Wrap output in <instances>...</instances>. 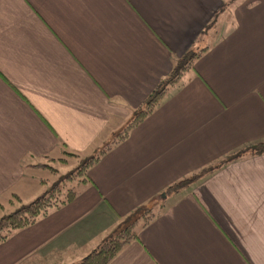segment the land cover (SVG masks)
I'll return each instance as SVG.
<instances>
[{"label":"crops","instance_id":"0c3cea01","mask_svg":"<svg viewBox=\"0 0 264 264\" xmlns=\"http://www.w3.org/2000/svg\"><path fill=\"white\" fill-rule=\"evenodd\" d=\"M263 141L264 0H0V204L50 188L63 149L99 153L72 200L0 242V264H78L132 220L107 264H264Z\"/></svg>","mask_w":264,"mask_h":264},{"label":"trees","instance_id":"16d2710c","mask_svg":"<svg viewBox=\"0 0 264 264\" xmlns=\"http://www.w3.org/2000/svg\"><path fill=\"white\" fill-rule=\"evenodd\" d=\"M205 48L188 49L183 55L176 58L170 72L162 77L154 89L147 95L141 105L134 110L133 119L117 133L114 140L106 145L101 151H105L114 142H117L129 133V130L148 115L161 101L167 91L177 84L185 73L194 67L195 61L202 55ZM257 147L263 149L264 141L259 142ZM63 152L69 157L77 158L79 153L69 149H63ZM101 153V152H100ZM99 155V153H98ZM98 155L83 157L79 164L73 170L67 172L64 178L55 181L51 184L42 195L32 199L30 202L23 204V201L18 195L12 196L9 200L10 204L20 202V205H15L14 209L4 213L0 217V242L6 240L16 229L28 226L34 223L38 217L47 214L52 207L60 206L75 196V188L67 180H71L78 174L84 171L89 163L98 158ZM62 159H67V156H62ZM35 166H47L44 162H38ZM191 178L180 179L174 184L169 185V189L177 190L182 187ZM13 195V194H12ZM144 222L147 223L154 213L151 209L145 210L142 214ZM133 221V220H132ZM132 221L125 227L118 230L116 234L103 240L99 246L92 249L78 264H107L109 260L131 239L137 237V233L132 229Z\"/></svg>","mask_w":264,"mask_h":264},{"label":"rangeland","instance_id":"374dc122","mask_svg":"<svg viewBox=\"0 0 264 264\" xmlns=\"http://www.w3.org/2000/svg\"><path fill=\"white\" fill-rule=\"evenodd\" d=\"M189 71H191V69H189L188 71H187V73L189 72ZM186 73V74H187ZM134 117V114H131V116H130V118H127L126 120H125V124H127L132 118ZM124 124V125H125ZM68 157V160H69V162H66V163H63L62 161H60V160H58V159H56L55 161H52L51 163H50V165H48V166H50L49 167V171H47V173H49V174H51L52 176H53V182H55V181H58V180H60V178L62 179V178H64V175L67 173V172H69V171H71V170H73L74 169V167H76L78 164H79V161H80V159L79 158H72V157H69V156H67ZM44 174L43 173H41L40 174V176H43ZM45 181V180H44ZM41 185H44V188L46 187L45 186V182H39ZM52 182H48V184H51ZM44 188H40L39 186H36V187H34V188H32L31 189V193H33L34 191V194H30V196H28L27 198H25V199H23V204H26V203H28V202H30L34 197H36L37 195L39 196V195H42V193L43 192H45L46 191V188L44 189ZM44 189V191H42V192H40L41 190H43ZM48 190V189H47ZM41 193V194H40ZM36 195V196H35ZM37 196V197H38ZM32 197V198H31ZM30 198V199H29ZM20 205L21 203L20 202H18V203H15V205ZM11 205V206H10ZM10 205H3V204H0V217L4 214V213H6V212H8V211H10V210H12V209H14V207H15V205H13V204H10ZM16 205V206H17ZM53 208V207H52ZM131 219H135V217L134 216H131L130 217ZM1 242H3V241H1Z\"/></svg>","mask_w":264,"mask_h":264}]
</instances>
